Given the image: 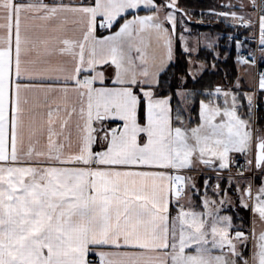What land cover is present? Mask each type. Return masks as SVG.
Wrapping results in <instances>:
<instances>
[{
    "label": "snow or ice",
    "instance_id": "snow-or-ice-1",
    "mask_svg": "<svg viewBox=\"0 0 264 264\" xmlns=\"http://www.w3.org/2000/svg\"><path fill=\"white\" fill-rule=\"evenodd\" d=\"M194 14L0 0V264H264V0Z\"/></svg>",
    "mask_w": 264,
    "mask_h": 264
},
{
    "label": "trees",
    "instance_id": "trees-1",
    "mask_svg": "<svg viewBox=\"0 0 264 264\" xmlns=\"http://www.w3.org/2000/svg\"><path fill=\"white\" fill-rule=\"evenodd\" d=\"M181 3L183 5H187L189 8H195L198 9H205L211 6L212 0H181ZM193 31L197 32L200 30H220L215 26V23L212 24H198L192 25ZM238 71V69L235 67L234 60L230 62L227 65L221 64L220 65V71L216 76L209 77L212 81H225L224 79V73L228 72L229 74H235ZM227 82V81H226Z\"/></svg>",
    "mask_w": 264,
    "mask_h": 264
},
{
    "label": "rangeland",
    "instance_id": "rangeland-1",
    "mask_svg": "<svg viewBox=\"0 0 264 264\" xmlns=\"http://www.w3.org/2000/svg\"><path fill=\"white\" fill-rule=\"evenodd\" d=\"M218 2H219V0H212V4H211V6L216 5ZM191 9H195V8H191ZM205 9H207V8H205ZM198 10H199V9H198ZM193 25H197V23H193ZM218 31H220V30H210V31L200 30V31H197V32H201V33H216V32H218ZM221 82L226 83V80H225V81H221Z\"/></svg>",
    "mask_w": 264,
    "mask_h": 264
},
{
    "label": "built area",
    "instance_id": "built-area-1",
    "mask_svg": "<svg viewBox=\"0 0 264 264\" xmlns=\"http://www.w3.org/2000/svg\"><path fill=\"white\" fill-rule=\"evenodd\" d=\"M194 10V20L195 21H199V19H200V17H199V12L202 10V9H199V10H196V9H193ZM204 10H206V9H204ZM205 20H206V22L205 23H209V22H207L208 20H209V18L208 17H205ZM211 23H213V22H211Z\"/></svg>",
    "mask_w": 264,
    "mask_h": 264
}]
</instances>
